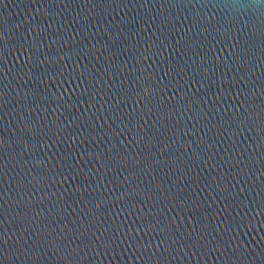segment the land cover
Masks as SVG:
<instances>
[{"label": "water", "instance_id": "obj_1", "mask_svg": "<svg viewBox=\"0 0 264 264\" xmlns=\"http://www.w3.org/2000/svg\"><path fill=\"white\" fill-rule=\"evenodd\" d=\"M0 264H264V0H0Z\"/></svg>", "mask_w": 264, "mask_h": 264}]
</instances>
